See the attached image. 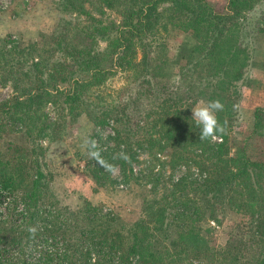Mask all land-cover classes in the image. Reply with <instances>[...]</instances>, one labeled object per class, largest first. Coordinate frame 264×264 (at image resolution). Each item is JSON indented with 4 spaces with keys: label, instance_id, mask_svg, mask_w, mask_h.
<instances>
[{
    "label": "trees",
    "instance_id": "trees-1",
    "mask_svg": "<svg viewBox=\"0 0 264 264\" xmlns=\"http://www.w3.org/2000/svg\"><path fill=\"white\" fill-rule=\"evenodd\" d=\"M82 1L59 0L60 10L88 15ZM96 1L121 17L118 25H89L92 41L94 37L105 40V47L94 50L91 43V49H68L61 46V31L52 33V49L59 57L52 63L39 57V62H31L19 77L13 75L11 94L0 103V114L13 123L12 127L18 126L21 138L32 141L29 149L23 144L12 147L4 158L0 153V192L19 189L30 202L26 222L37 235L43 234L42 241L48 240L50 246L47 251L40 250L43 261L37 264H129L132 259L136 264H264V152L253 155L256 142L264 138V107L254 109L251 129L240 145L234 146L233 153L227 141L237 112L233 82L243 85L250 59L245 41L250 29L240 19L252 8L253 0H227L219 12L206 0ZM97 10L100 12L101 7ZM170 21H181L198 40L174 78L165 67L162 52V34ZM137 45L141 55L135 61ZM129 67L134 69L135 78L125 99L102 112L114 123L111 151H119V144L122 149L112 155L110 150L94 148L92 176L98 181L112 168L107 166L100 175L104 162L119 161L120 182L128 177L139 181L142 175L153 182L151 168L144 175L142 171L133 174L129 166L135 157L132 148L141 146V129L142 137L153 141L150 145L158 144V156L166 154L186 170L169 182L167 193H160L147 204L144 216L133 224L129 241L123 245L120 229L115 228L116 216L102 212L101 204L87 202L73 212L61 207L51 210L56 202L43 200L47 184L38 159L42 149L36 139L51 134L45 131L50 125L41 112L45 104L59 100L66 106V114H71L86 84H98L115 70ZM23 79L26 83L19 86ZM158 95H165L171 104L169 112L144 109L148 98L155 100ZM200 99L219 100L224 105L217 118L226 124V133L214 142L199 139L200 129L189 114ZM104 119L95 122L103 124ZM115 124L124 125L122 131ZM54 128L56 131L57 125ZM134 137L139 138L133 142ZM221 206L247 221L241 224L238 237L233 236L219 251L212 241L210 222H219ZM35 217L41 218L42 226L28 221ZM18 236L0 237V264H29L24 263L23 251L13 254L6 247L18 243Z\"/></svg>",
    "mask_w": 264,
    "mask_h": 264
},
{
    "label": "rangeland",
    "instance_id": "rangeland-1",
    "mask_svg": "<svg viewBox=\"0 0 264 264\" xmlns=\"http://www.w3.org/2000/svg\"><path fill=\"white\" fill-rule=\"evenodd\" d=\"M206 1L218 12L223 10L227 2V0ZM252 5L251 9L242 13L245 15L244 18L240 19L250 29V34L245 38L250 47V59L244 73L246 78L243 80V85L242 82H233L236 91L233 99L237 112L233 131L230 132L227 140L231 153L234 151V146L240 145L242 138L251 129L254 109L264 107V0H253ZM81 6L88 15L72 10L61 11L59 0H0L1 104L11 94L13 75L18 76V73L31 62H39V57H44V61L48 60L49 63L59 57V54L52 49L55 45L50 38L52 33L61 31L63 38L61 46L68 49L79 47V50L86 47L91 49V43L94 50L105 47V40L94 37L92 41L88 35L89 25L97 22L118 25L121 21L120 15L114 10L103 8L96 0H83ZM99 6L100 12L97 10ZM170 22L165 34H162L165 48L162 52L166 57L165 67L172 73L171 78H174L177 67L185 64L189 51L198 40L191 30L183 27L181 21ZM254 27L260 30L255 31ZM140 55L141 49L137 45L134 60L138 61ZM133 70L130 67L117 69L98 84H86L80 90L71 114H66V106L59 100L56 104L50 102L45 104L41 112L46 115L47 125H50L45 131L49 130L51 134L36 139L42 149L38 159L47 184L43 190V200L56 202L51 210L61 207L73 212L87 202L101 204L102 212L116 216L118 225L115 228L120 229L123 245L129 241L133 224L144 216L147 204L157 199L160 193H167L169 182L174 181L175 177L186 170L178 166V163H173L174 161L168 159L166 154L158 156V144L156 145L155 142L150 145L153 141L142 137L144 130L141 129L140 138L131 139L135 142L139 138L141 146L132 148L135 157L129 166L133 174L142 171V174L146 175L147 168H151L153 182H150L148 177H142L143 175L139 181L127 176L126 182H120L119 161L104 162L100 175L105 172L107 166L112 168L98 181L92 176L91 169L96 160L93 155L94 148H99L102 152L110 150L109 153L112 155L119 154L122 149V145L119 144L117 147L119 151H111L114 147L111 139L115 134L114 123L106 118L107 115L104 117L102 112H105L106 108L120 105L122 99H125L126 91L135 78ZM25 83L26 80L23 79L21 83L19 82V86ZM148 99L149 103L143 104L144 109H156V111L164 109L169 112L171 104L166 102L165 95L160 97L158 95L155 100L150 97ZM200 101L205 102L203 99L197 100L189 110L190 116L191 109ZM39 112L40 110L38 114ZM101 119L106 122L103 124L95 122ZM12 124L0 114V153L3 158L14 146L20 147L25 144L26 149L31 147L32 141L21 138L18 135L20 132L18 126L12 127L14 126ZM54 125H57L56 131ZM117 125L116 127L122 131L124 125ZM162 151L159 152L161 155ZM263 152L264 138H261L255 144L253 155ZM152 183L153 188H151ZM30 205L19 189L6 192L1 190L0 237L19 235L16 238L18 243L12 242L6 245L7 249L13 254L21 250L24 252V263L37 264L43 261L40 250L47 251L50 246L48 240L42 241L43 234L37 235L35 230L30 231L34 229L26 222L30 216ZM218 213L219 222L216 224L210 222V224L213 227L212 241L216 249L221 251L228 240L232 241L230 239L233 236L238 237L236 235L243 230L241 224L247 219L225 206H221ZM39 219L41 218L35 217L28 221L42 226L44 222ZM129 264L136 263L132 259L129 260Z\"/></svg>",
    "mask_w": 264,
    "mask_h": 264
},
{
    "label": "clouds",
    "instance_id": "clouds-1",
    "mask_svg": "<svg viewBox=\"0 0 264 264\" xmlns=\"http://www.w3.org/2000/svg\"><path fill=\"white\" fill-rule=\"evenodd\" d=\"M223 109L224 105L219 100L200 101L191 109V120L200 129L201 141L214 142L226 133V124L222 125L217 118V113Z\"/></svg>",
    "mask_w": 264,
    "mask_h": 264
}]
</instances>
